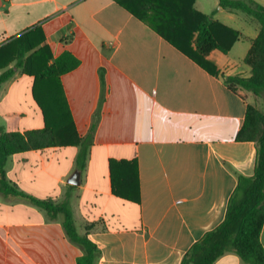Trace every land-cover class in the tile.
<instances>
[{"label": "crops", "instance_id": "1", "mask_svg": "<svg viewBox=\"0 0 264 264\" xmlns=\"http://www.w3.org/2000/svg\"><path fill=\"white\" fill-rule=\"evenodd\" d=\"M220 7L219 0L194 2L198 12L239 33L228 54H209L211 74L116 0H0V66L7 64L0 76L15 67V40L38 28L44 41L37 49H50L49 64L64 52L80 61L60 76L71 130L60 129L57 146L6 161L0 264H78L83 255L64 215L51 217L26 197L68 207L77 232L100 250L97 264H181L223 222L237 174L252 176L255 169V144L237 134L247 106H264L261 97L226 82L251 76L244 59L261 26ZM34 84L19 69L0 85L7 133L46 127ZM111 160L137 161L139 204L114 194ZM215 264L246 263L227 253Z\"/></svg>", "mask_w": 264, "mask_h": 264}, {"label": "trees", "instance_id": "2", "mask_svg": "<svg viewBox=\"0 0 264 264\" xmlns=\"http://www.w3.org/2000/svg\"><path fill=\"white\" fill-rule=\"evenodd\" d=\"M116 1L211 74H216V67L207 60L209 54L215 50L228 54L239 38L237 31L212 21V16L198 12L194 8L195 0ZM219 4L230 12L246 14L261 26L259 35L244 59L245 64L251 68V76H232L226 82L234 91L240 87L258 97H264V6L257 0H219ZM40 32L38 28L34 33H26L15 40V67L2 73L0 85L19 69L34 76V98L43 111L46 127L24 133H7L0 125L2 178L5 177V165L10 156L57 146L60 129L71 130L73 126L60 76L76 69L80 61L71 53L64 52L49 64L52 59L50 49H37L44 41ZM2 66L6 67L7 64ZM2 66L0 68H5ZM236 139L255 144L254 174H237L238 184L229 200L223 222L195 242L183 256L181 264H215L227 253H235L246 264H264V248L261 243L264 226V111L248 105L244 125ZM110 175L112 189L117 197L140 203L139 167L136 160H111ZM26 198L46 210L51 217L63 214L70 240L83 250L78 264H97L100 250L87 234L80 235L77 232L68 207L55 205L51 201Z\"/></svg>", "mask_w": 264, "mask_h": 264}, {"label": "rangeland", "instance_id": "3", "mask_svg": "<svg viewBox=\"0 0 264 264\" xmlns=\"http://www.w3.org/2000/svg\"><path fill=\"white\" fill-rule=\"evenodd\" d=\"M260 101L262 103L260 108H263V106H264V97H261V100Z\"/></svg>", "mask_w": 264, "mask_h": 264}, {"label": "water", "instance_id": "4", "mask_svg": "<svg viewBox=\"0 0 264 264\" xmlns=\"http://www.w3.org/2000/svg\"><path fill=\"white\" fill-rule=\"evenodd\" d=\"M221 8V7H220ZM76 177V176H75ZM71 184H77L75 180H70L69 181Z\"/></svg>", "mask_w": 264, "mask_h": 264}]
</instances>
